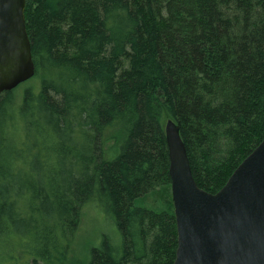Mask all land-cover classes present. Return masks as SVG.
<instances>
[{
	"label": "trees",
	"instance_id": "1",
	"mask_svg": "<svg viewBox=\"0 0 264 264\" xmlns=\"http://www.w3.org/2000/svg\"><path fill=\"white\" fill-rule=\"evenodd\" d=\"M25 16L39 87L0 98L3 261L174 264L165 125L212 194L261 144L264 0H26ZM89 203L121 245L104 235L84 262Z\"/></svg>",
	"mask_w": 264,
	"mask_h": 264
},
{
	"label": "water",
	"instance_id": "2",
	"mask_svg": "<svg viewBox=\"0 0 264 264\" xmlns=\"http://www.w3.org/2000/svg\"><path fill=\"white\" fill-rule=\"evenodd\" d=\"M26 0H0V98L35 75ZM178 232L174 264H264V139L216 194L192 174L180 128L165 125Z\"/></svg>",
	"mask_w": 264,
	"mask_h": 264
},
{
	"label": "rangeland",
	"instance_id": "3",
	"mask_svg": "<svg viewBox=\"0 0 264 264\" xmlns=\"http://www.w3.org/2000/svg\"><path fill=\"white\" fill-rule=\"evenodd\" d=\"M31 84H34L37 88L39 87V82L32 79L21 84L19 91L22 92ZM144 204L152 209H158L160 206V202L152 198L149 201L146 200ZM104 235L109 236L116 246L121 245L120 234L114 223L107 219L105 213L95 203L87 204L83 210V220L76 239L75 255L84 262L90 261L91 250L100 246ZM10 251L11 246L0 244V264H8L3 259Z\"/></svg>",
	"mask_w": 264,
	"mask_h": 264
}]
</instances>
